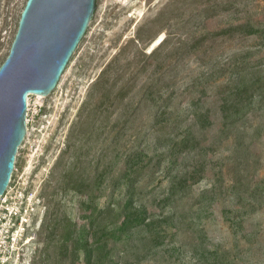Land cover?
<instances>
[{"label": "rangeland", "instance_id": "1", "mask_svg": "<svg viewBox=\"0 0 264 264\" xmlns=\"http://www.w3.org/2000/svg\"><path fill=\"white\" fill-rule=\"evenodd\" d=\"M26 1L0 0V63ZM249 19L264 21V0H97L58 87L31 97L42 112L17 154L19 190L35 188L47 205L35 264H85L62 245L90 217L94 249L110 239L127 199L121 173L140 153L149 167L138 205L166 222L158 238L145 228L122 235L109 264H264V105L257 98L228 118L235 97L209 94L228 80L232 53L261 43L214 33ZM213 65L225 76L209 80Z\"/></svg>", "mask_w": 264, "mask_h": 264}, {"label": "water", "instance_id": "2", "mask_svg": "<svg viewBox=\"0 0 264 264\" xmlns=\"http://www.w3.org/2000/svg\"><path fill=\"white\" fill-rule=\"evenodd\" d=\"M96 8L97 0H27L0 66V199L28 132L29 97L55 91Z\"/></svg>", "mask_w": 264, "mask_h": 264}, {"label": "trees", "instance_id": "3", "mask_svg": "<svg viewBox=\"0 0 264 264\" xmlns=\"http://www.w3.org/2000/svg\"><path fill=\"white\" fill-rule=\"evenodd\" d=\"M233 33H241L246 37H257L261 43L258 47L245 48L232 53V57H234L232 61L233 68L228 80L218 85L216 84L213 87L209 85V94L218 96L231 94L235 97V103H229L223 106L225 117H228L227 112H229V110L233 109L234 113H239L243 106H252L257 98H260V102L264 105V76L261 70L264 66V56L260 57L259 60L252 61L254 53L264 48V21L262 22L260 19H249L235 25L224 27L216 31L214 35L226 36ZM230 58L231 57H229V59ZM3 62L0 63V66ZM214 68L215 66L213 65L210 71L211 73H209V80L212 78V81H215L217 77L225 76L223 75V67L222 69L219 68L217 71H215L216 69ZM253 69L255 71L251 72ZM220 70H222V72L216 76ZM173 94L170 96H173ZM198 101H200V99L193 98L192 104L196 105ZM166 129L167 127H161L158 131L161 134L165 133ZM188 146L189 142L186 139L175 144V147H181V151ZM125 163L126 167L121 173L120 178L126 182L127 199L124 205L117 211L116 216L120 225L112 228L110 239L99 243V248L96 249H94L93 244L90 243V237L94 232L97 219L90 217L89 225L82 229L79 235H77L74 230L70 229L63 239L62 250L65 251L66 249V254L67 252H69V254L71 253L70 256L73 257L72 260H79V255L82 251L84 253L85 264H109V262L112 263L109 258L116 248V243L123 241L122 235L140 228H145L151 233L154 232L156 238L162 234V226L166 221L154 219L155 217L149 213L146 206L138 205L136 199V187L145 176L149 165L144 162L142 153L130 155ZM199 172L198 169H195L188 177L185 175L187 178L183 179V177H181V180L195 179ZM96 236L97 233L93 235L94 238Z\"/></svg>", "mask_w": 264, "mask_h": 264}, {"label": "built area", "instance_id": "4", "mask_svg": "<svg viewBox=\"0 0 264 264\" xmlns=\"http://www.w3.org/2000/svg\"><path fill=\"white\" fill-rule=\"evenodd\" d=\"M32 95L28 99L27 128L33 125L42 112L37 102L32 110ZM15 169L9 186L0 199V264H35L40 252L41 230L47 216V205L35 188L19 190Z\"/></svg>", "mask_w": 264, "mask_h": 264}, {"label": "bare ground", "instance_id": "5", "mask_svg": "<svg viewBox=\"0 0 264 264\" xmlns=\"http://www.w3.org/2000/svg\"><path fill=\"white\" fill-rule=\"evenodd\" d=\"M164 42V35H160L152 44V46L150 47V50H154L157 46H159L160 44H162ZM37 99L39 101H42L44 99L43 96H36ZM30 100V99H29ZM28 169H30V167H27Z\"/></svg>", "mask_w": 264, "mask_h": 264}]
</instances>
